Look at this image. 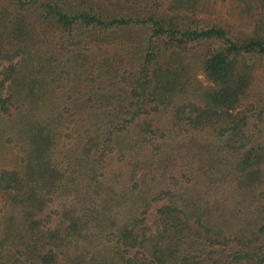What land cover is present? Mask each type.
I'll return each mask as SVG.
<instances>
[{"label": "trees", "instance_id": "1", "mask_svg": "<svg viewBox=\"0 0 264 264\" xmlns=\"http://www.w3.org/2000/svg\"><path fill=\"white\" fill-rule=\"evenodd\" d=\"M235 1L241 14L251 13L256 18V26L244 38L232 36L219 25L200 28L179 17L191 16L209 0H173V16L163 19L155 16L161 6L158 0H0V60L11 62L0 70V113H9L21 101L18 94L40 81L47 98L49 91L63 88L56 81L64 74L75 81L73 71L78 67L92 81L87 86L89 90L101 89L95 96L85 94L87 98L72 106L58 95V102L53 104L57 115L52 114L34 131L27 156L32 173H0L1 191L25 196L20 205L23 231L15 243H9L14 233L13 228L9 229L0 243V264H213L218 262L214 258L216 252L223 253L222 263L244 260L264 264V254L259 252L264 245V178L251 177L261 174L264 147L247 148L235 162L237 189L245 198L257 202L258 210L245 207L242 222L234 231L228 218L212 224L210 220L218 206L199 203V198L190 194L191 189L187 196L182 195L177 190L182 178L175 174L158 173L152 181H169L167 185L171 187L149 192L152 185L147 170L155 155L143 160V156L136 158V153L138 149H150L154 138L124 142L122 157L128 170L125 179L112 177L111 182L99 172L101 164H88L104 135L112 138L110 146L116 145L120 140V135H116L126 123L171 105L191 81L190 58L199 44L208 46L202 68L217 90L211 94L212 104L208 106L182 104L176 110V120L180 127L186 126V132L207 131L222 140L221 150L232 142L236 150L248 146L246 141L253 140L251 133L243 129L248 117L232 112L246 96L257 68L263 67L264 0ZM111 9L119 11L113 14ZM78 27L85 28L81 37L85 48L93 41L99 49L78 47L76 54L68 55V62L64 63L69 66L65 67L64 44L57 46L56 37L62 34L67 43L71 42L78 37ZM139 27L148 29L150 36L141 43L143 49L137 47L132 52L135 56L141 51L135 58L140 62L133 68L134 76L128 80L124 72L114 84L100 79L98 82L91 75L92 59L97 50H102V40L116 28L122 31ZM78 43L81 46L82 41ZM18 56L21 58L12 63ZM103 57V74L117 75L120 63L113 58L122 60L118 52H107ZM117 82L120 90L115 88ZM122 96L127 102L119 106ZM263 101L260 97L248 108L264 113ZM108 105L116 107V114L122 119L113 129L111 115L115 110ZM220 106L228 109L217 110ZM89 107L100 112V130L81 134L75 116L81 108ZM73 140H84V144L80 141L74 149ZM74 150L83 171L69 161ZM244 157L253 159L246 167L242 166ZM188 176L182 174L189 180ZM160 201L165 203L152 214L153 204ZM9 250L14 252L4 255Z\"/></svg>", "mask_w": 264, "mask_h": 264}, {"label": "rangeland", "instance_id": "2", "mask_svg": "<svg viewBox=\"0 0 264 264\" xmlns=\"http://www.w3.org/2000/svg\"><path fill=\"white\" fill-rule=\"evenodd\" d=\"M158 1L161 3V6L159 11H156L155 16L162 19L172 17L170 7L173 0ZM111 10L113 14H117L119 11L118 9ZM179 17L184 22L193 21L194 23L192 24H196L200 28L211 25L222 26L232 36L237 38L248 36L256 26L255 16H252L251 13L241 14L239 4L235 0H209V2H206L191 16L181 15ZM77 29H79L77 30L78 37L71 42L67 43L62 34L56 37L57 46H60L62 43L64 44L66 55H62L63 63L68 62L67 57L69 54H76L78 47H84V49L90 47L91 50L99 49V46L95 45L93 41L85 48V41L81 40V37L85 33V28L78 27ZM88 34L92 35L93 33ZM96 34H99V32ZM63 35L66 36L65 33ZM149 36L148 29L142 27L122 31L117 28L114 29L109 38L102 40V50H97L95 53L96 58L92 59L94 69L91 75L98 82L105 80L106 84H114V80L118 81L124 75V72L128 80L132 78L138 66L137 63L140 62L139 60H135V58L140 56L141 51H138L135 56L132 55V52L137 47L143 49L141 43H146ZM60 38L62 39L60 40ZM80 41H82L81 46L78 43ZM199 45L193 48L195 50L190 58L191 81L186 88L173 98L171 105L167 108L151 110L149 113L142 114L133 121L126 123L124 129L116 135H120V140H118L116 145L110 146L112 138L108 134L104 135L98 147L92 151L88 164H101L99 172L105 173L107 179L111 182L112 179L110 178L112 177L118 176V178L125 179L128 170L124 166L125 161L122 157L124 155V150L122 149L124 142L142 140L145 137L154 138L156 140L150 141L153 144L150 149H138L139 151L136 153V158L143 156V160L149 159L151 155H155V159L150 162L151 165L147 170L148 178L151 179L149 184L152 185L149 192L156 191L155 193H157L160 190H168L171 187L167 185L169 181L164 182L162 179L152 181L153 177L158 173L175 174L177 177L182 178V185L177 188L182 195L187 196V192L191 189L190 194L199 198V203L205 202L209 206H218V210L210 220L212 224H218L222 219L228 218L231 222L230 228L234 231L242 222V217L246 210L245 207H249L251 210H258L257 202H254L252 198H245L237 189L238 184L235 181V175H238V172L235 170V162L239 160L247 148H251L252 146L264 147V113H259L254 108H248L250 103H257L260 97L264 98V59L261 63L263 67H258L254 73L252 83L247 89L246 96L242 98L239 108L232 112V114L242 112L248 117L247 124L244 125L243 129H245L244 132L251 133L253 140L246 141L248 146L244 149L236 150L234 148L236 145L232 142L229 148L221 150L222 140L211 136L207 131L200 133L186 132V126L182 125L185 127H180L181 124L177 122L175 117L177 108L182 104L192 103L193 105L202 107L212 104L211 94L217 90V85L207 78L202 68V60L206 56L208 46L202 47ZM107 52L112 54L118 52L122 58V60L118 57L113 58L115 59L114 62L120 63L119 67L121 70L117 75L103 74V67L106 65L103 56ZM19 58L21 56L15 58L12 63H15ZM10 63L9 60H0V70ZM63 66L68 67L69 64L64 63ZM99 66H101L100 69L98 68ZM133 68L135 69L133 70ZM73 74L75 81L71 82L67 75L64 74V78L56 81V84H60L63 88L55 89L54 92L49 91L47 98L45 97L46 89L40 87L41 81L37 82L34 88L26 89L18 94L21 101H17L16 106L9 113H0V173L3 171H17L22 176H28L32 173V169L28 165L27 156L28 150L32 147L33 136L35 135L34 131H36V127H39L38 124L45 122L52 114L57 115V110L54 112V108L56 107L53 104L58 102L56 99L58 95H60L65 104L72 106L73 104L81 103L87 98L88 95L85 94L91 93L95 96V94L101 91V89H88L87 86L92 81L89 79V74L88 79L90 82L86 79L83 68H75ZM101 76H103L102 79ZM118 85L119 82L115 86L116 90H120ZM122 85L125 84L122 83ZM43 91L44 96L41 97ZM119 100L121 102L119 106L127 102L124 96ZM24 101L27 102L25 105L17 107L18 104H22ZM117 101L116 97L115 102ZM107 108L115 110L113 115H111V119L113 120L111 126L113 129L115 124H118L122 119L116 114V107L108 105ZM226 109H228L227 106L217 107V110ZM99 113L96 107H89L87 110L81 108L75 116L77 130L81 134L95 128L100 130ZM95 123L96 125H94ZM69 130L70 128H67L65 132L68 133ZM80 141L83 142L84 140H73L71 142L74 149L79 145ZM224 141L227 142V140ZM73 155L74 157L69 161L75 162L76 169L78 168V170L83 171V167H79L78 165L79 158H77L78 153L76 150L73 151ZM262 158L264 159V156ZM262 158L259 159V163H261ZM252 160L249 157H244L241 160L242 166H248ZM184 173L189 175V180L182 177ZM260 175L257 173L251 177L256 179L264 178V162ZM24 197L18 196L17 192L14 191L4 193L0 190V243L6 237L10 228L14 229V233L9 243L13 240L15 243L18 240V235L22 233L23 216L20 205ZM164 203V201H160L153 204L151 208L152 214H155L156 209ZM7 248H9L8 245ZM13 252L14 250H9L4 255H9ZM259 252L264 254V245H261V251ZM222 255V252H216L214 258L218 262L213 261V264H249L248 261L244 260L238 262L230 260L227 263H222Z\"/></svg>", "mask_w": 264, "mask_h": 264}]
</instances>
